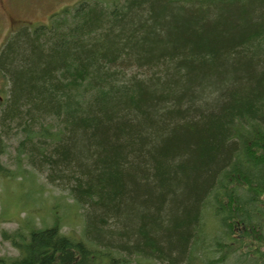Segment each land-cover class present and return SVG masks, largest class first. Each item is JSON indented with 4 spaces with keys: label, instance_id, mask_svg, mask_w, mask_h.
Here are the masks:
<instances>
[{
    "label": "trees",
    "instance_id": "1",
    "mask_svg": "<svg viewBox=\"0 0 264 264\" xmlns=\"http://www.w3.org/2000/svg\"><path fill=\"white\" fill-rule=\"evenodd\" d=\"M0 71V175L15 140L86 214L4 232L0 264H196L208 241L205 264H264V0H81L11 35Z\"/></svg>",
    "mask_w": 264,
    "mask_h": 264
},
{
    "label": "rangeland",
    "instance_id": "2",
    "mask_svg": "<svg viewBox=\"0 0 264 264\" xmlns=\"http://www.w3.org/2000/svg\"><path fill=\"white\" fill-rule=\"evenodd\" d=\"M79 1L81 0H0V49L6 44L8 37L10 38L17 30L26 25L48 24L53 14L60 13ZM99 1L110 3L113 0ZM11 90V81L0 71V102H3V105L9 100ZM14 138L17 139L16 136ZM10 144L7 153L3 155V160L16 176L0 175V256L10 257L19 253L3 233H12L19 228L26 230V225L32 221L38 226H49L57 220L63 233L81 234L86 227L85 211L67 195L66 190L47 182L45 173L33 169L25 159L20 164L17 160L14 161L15 154H18L16 145H13L16 141L11 140ZM207 226L221 241L227 239L223 236L225 233L219 229L218 220H211ZM87 236L92 241L103 243L107 240L105 237L92 236L91 233ZM206 251L210 253L209 257L202 259L201 256L196 264H205V261L208 262L212 257L218 256V252L214 251L213 241L212 250L208 241ZM226 261L224 257V261L219 264H230ZM185 262L186 259H179L178 264ZM128 264L137 262L130 258Z\"/></svg>",
    "mask_w": 264,
    "mask_h": 264
}]
</instances>
